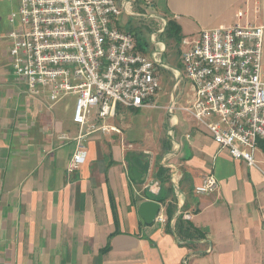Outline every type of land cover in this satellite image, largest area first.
Here are the masks:
<instances>
[{"label": "crops", "instance_id": "obj_1", "mask_svg": "<svg viewBox=\"0 0 264 264\" xmlns=\"http://www.w3.org/2000/svg\"><path fill=\"white\" fill-rule=\"evenodd\" d=\"M117 2L125 9L117 26L125 30L126 16L161 20L160 34L173 20L183 38L237 22L263 25L257 18L264 0ZM10 29V23L0 27V264H264L261 147L258 166L234 158L191 116L169 110L173 100L184 105L188 98L182 102L164 89L156 97L159 107L119 105L108 122L122 133L87 136V159L70 174L75 142L61 143L55 134H77L75 97L49 108L46 97L25 94L13 73ZM156 36L137 34V47L157 53L161 75L173 70L162 77V86L171 87L181 75V59L178 65L167 61L166 44ZM209 173L218 190L198 195L194 189ZM146 200L161 204L165 223L144 221L139 206ZM181 217L202 236L179 235Z\"/></svg>", "mask_w": 264, "mask_h": 264}, {"label": "built area", "instance_id": "obj_2", "mask_svg": "<svg viewBox=\"0 0 264 264\" xmlns=\"http://www.w3.org/2000/svg\"><path fill=\"white\" fill-rule=\"evenodd\" d=\"M18 1L7 33L16 81L29 98L46 97L49 108L75 97L77 134H55L61 143L75 142L67 168L71 174L87 159V136L122 133L108 122L119 105L159 107L157 53L139 51L133 32L117 26L125 10L117 0ZM181 44L182 72L177 77L189 83L188 100L184 105L173 100L169 110L191 116L234 158L258 166L255 153L264 141V26L237 22L205 28ZM218 187L217 177L209 173L194 191L210 194ZM156 219L167 221L161 213Z\"/></svg>", "mask_w": 264, "mask_h": 264}, {"label": "rangeland", "instance_id": "obj_3", "mask_svg": "<svg viewBox=\"0 0 264 264\" xmlns=\"http://www.w3.org/2000/svg\"><path fill=\"white\" fill-rule=\"evenodd\" d=\"M17 7H18V0H0V21L6 24V25H4L3 23H1L0 27L2 28V30H4L5 27L9 26V23H7L8 22L7 17L9 15V13L17 10ZM124 19H125V21H127L126 22L127 24L125 23L124 25H129L130 28L128 27L129 28L128 30L132 31L135 36L138 34L139 36H141L145 39H148L152 36V34L156 33V35H157L156 39H158L159 37L160 38L162 37L164 43L166 44V48H167L165 58L167 59V61L171 60L176 65L179 64L180 56H181V50H182L183 46L181 44V49H180V44H178L176 42V40L167 37V35H163L165 33H162V34L157 33V31L159 29H161L163 27V24H164L161 20L158 22L157 21L153 22V21H150L151 18L150 19H148V18L147 19H144V18L131 19L127 16ZM257 21L264 25V9H263L260 17L257 18ZM263 64H264V56H263ZM172 71L173 70H171V69H166V70L162 71V77H164V80L169 75L170 72L173 73ZM173 83H174V85H173ZM170 86L171 87H168V86L163 87L162 86L161 90L163 91L165 89V91L168 92L167 94H172L170 92H173V91L175 92V94L177 92L178 97H180V98L183 97L181 101L184 102L186 97H187L186 91L189 90V83L184 78V76L181 77L180 80H178V77L174 76L170 82ZM66 98H64V99H66ZM259 148L260 147L258 146V149Z\"/></svg>", "mask_w": 264, "mask_h": 264}, {"label": "trees", "instance_id": "obj_4", "mask_svg": "<svg viewBox=\"0 0 264 264\" xmlns=\"http://www.w3.org/2000/svg\"><path fill=\"white\" fill-rule=\"evenodd\" d=\"M165 34L167 35V37L176 40L178 44H180L183 39L181 27L173 20L169 21L168 28L166 29ZM259 147H261L264 151V141L259 142ZM168 216L169 219L170 217H172V213L170 210L168 211ZM177 229L179 231V235L190 239L195 238L196 236H202V234L197 228H195V226L193 225V223L190 222V220L183 219L182 217L179 219ZM168 230H170L169 226Z\"/></svg>", "mask_w": 264, "mask_h": 264}, {"label": "water", "instance_id": "obj_5", "mask_svg": "<svg viewBox=\"0 0 264 264\" xmlns=\"http://www.w3.org/2000/svg\"><path fill=\"white\" fill-rule=\"evenodd\" d=\"M161 210V204L154 200L143 201L139 206V214L148 224H152Z\"/></svg>", "mask_w": 264, "mask_h": 264}]
</instances>
